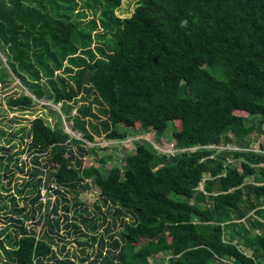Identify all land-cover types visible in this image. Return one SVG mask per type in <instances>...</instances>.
Masks as SVG:
<instances>
[{"label": "trees", "instance_id": "1", "mask_svg": "<svg viewBox=\"0 0 264 264\" xmlns=\"http://www.w3.org/2000/svg\"><path fill=\"white\" fill-rule=\"evenodd\" d=\"M122 2L0 0V46L12 72L36 97L61 103L62 113L84 137L35 118L28 132L35 163L45 154L54 163L49 183L89 189L92 181L105 202L118 206V216L132 217L122 218L121 240H113L104 257L109 264L115 259L117 264H261L264 153L247 148L249 136L264 124V0H138L127 17L117 14ZM62 67L67 74L49 80L53 91L40 84L43 75L54 76ZM0 68L2 78L11 77L1 59ZM85 91L96 97L79 106L89 98ZM34 103L25 93L8 100L12 108ZM94 103L106 116L100 125L87 121L99 118ZM175 121L184 125L173 133L175 147L196 150L167 155L146 141L127 154L124 167L84 165L91 153L85 139L124 140L129 132L119 125L125 123L162 134ZM222 143L241 150L206 147ZM111 157L102 156V165ZM37 172L25 183L32 181L33 203L43 185ZM253 176L256 182L247 183ZM59 188L53 211L61 201L70 212ZM11 201L17 207L16 197ZM13 211L28 219L36 213L35 208ZM46 215L41 217L50 233L56 232L60 218ZM12 220L17 224L0 231V264H43L53 253L46 239L50 233L39 238L24 220ZM250 228L259 232L249 234ZM100 240L102 257L104 237Z\"/></svg>", "mask_w": 264, "mask_h": 264}, {"label": "rangeland", "instance_id": "2", "mask_svg": "<svg viewBox=\"0 0 264 264\" xmlns=\"http://www.w3.org/2000/svg\"><path fill=\"white\" fill-rule=\"evenodd\" d=\"M137 4L138 0H123L117 14L121 17L130 16ZM0 59L3 61L7 72L11 73V77L2 78V69L0 68V202L4 205V209L0 210V231L9 224L10 226L13 223L17 224L12 218L15 220L22 219L27 227L35 230L37 236L42 238L43 232L50 233V231L47 218L44 220L41 215L44 213L48 217L51 214L52 218H60V228L54 233L51 232L49 234L50 237H46L47 241L52 245L53 253L44 259L43 264H109L104 257L112 248L110 243L115 239L121 240V234L119 233L124 230L122 220L125 218V220L131 221L132 217L118 216L115 213L118 206L111 202H105L100 194V189L92 181H89L91 182L89 189H84L81 186L76 189L59 188L57 183H49V173L54 170V163L49 161L45 154H40L39 164L35 163V154L28 148L31 140L28 132L32 121L37 117H43L48 124L53 127L64 128L74 138L84 140V137L81 132L73 129V120H67L66 116L62 113L61 103L54 104L52 100H48L46 97H36L20 81L12 72V65L7 50L2 49L1 46ZM41 73H43L42 70ZM59 74H67L64 71V67L55 70L54 76L43 75L40 84L44 88L47 87L50 92L53 91L49 80L51 78L57 79ZM22 93L33 96L35 103L26 108L10 107L8 104L9 98L19 96ZM85 94L89 98L80 102L79 106L81 104H88L90 100L96 97L93 93L88 94L87 91H85ZM76 111V109L73 110L72 114H75ZM92 111L99 118L89 116L87 118L88 123L92 120L97 125H100L101 120L106 119L101 106L98 103L92 104ZM236 114L242 117H249L248 113L243 110H236ZM183 126L181 121L170 122L164 133L158 134L156 130H145L140 125L120 124L119 128H125L129 132L124 140H109L104 136L97 135L94 142L85 139L86 143L84 147L91 153L84 158V165L89 166L94 164L99 166L101 170L109 169L114 164L124 167L127 154L136 152L138 146L146 141H149L161 153L172 155L176 152L173 133L176 130L182 129ZM261 129V132L255 131L249 136L250 145L247 150L264 153V124L261 126ZM223 145L226 146L228 144L213 145L212 148H216L219 151L230 149H222ZM73 147L75 150H78L76 144H73ZM102 156H112V159L102 165L100 161ZM230 160L232 164L240 165V160ZM46 162H49L48 166H46ZM37 170V175L43 179L41 190L43 186L48 188V185H50V189H54L47 192L46 203L41 199L39 200L43 204L41 210L38 208L39 202H32V199L36 196V191L32 187V181H30V185H25L27 180H32L30 172H36ZM210 176L211 174L209 173L206 175V178ZM246 182H256L255 177L247 178ZM203 187L204 181L200 184V188L203 189ZM56 188H59L68 198L70 212H65L61 201L58 203V211H53V207L61 197V194L55 191ZM11 196L16 197L17 207L13 205ZM14 208H25V211H31L32 208H35V217L28 219L24 214L19 215L17 212H14ZM84 218H87L85 222L83 221ZM67 223L70 224L68 227L66 226ZM93 224H96L98 228L94 230ZM241 227L242 225H240ZM13 229L14 227L10 228V230ZM258 232L259 230L250 228L249 234ZM101 237H104L105 245L103 247V256L99 257ZM3 238V236H0V239ZM247 252L249 251L247 250ZM156 257L157 259H161L159 256ZM3 259L4 253L0 248V263ZM118 261L115 259L113 264H117Z\"/></svg>", "mask_w": 264, "mask_h": 264}, {"label": "built area", "instance_id": "3", "mask_svg": "<svg viewBox=\"0 0 264 264\" xmlns=\"http://www.w3.org/2000/svg\"><path fill=\"white\" fill-rule=\"evenodd\" d=\"M213 145H215V144H211V145H208V146H206L207 148H212L213 147ZM220 147V146H219ZM232 147V148H231ZM198 147H190V148H176V152H179V151H186V150H188V151H194V150H196ZM225 148H230V149H240L241 150V148L240 147H238V146H236V145H223L222 146V149H225ZM216 149V148H215ZM175 152V153H176ZM174 153V154H175ZM51 191V189H48V188H46V187H44L43 186V188H42V190H41V200L44 202V203H46V201H47V192L48 191Z\"/></svg>", "mask_w": 264, "mask_h": 264}, {"label": "crops", "instance_id": "4", "mask_svg": "<svg viewBox=\"0 0 264 264\" xmlns=\"http://www.w3.org/2000/svg\"><path fill=\"white\" fill-rule=\"evenodd\" d=\"M249 252H247L248 254H251V249H247ZM261 264H264V259L262 260V263Z\"/></svg>", "mask_w": 264, "mask_h": 264}]
</instances>
